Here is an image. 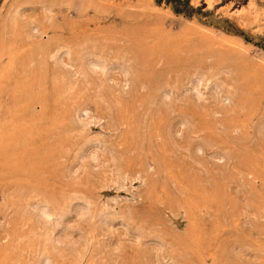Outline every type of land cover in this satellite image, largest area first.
<instances>
[{
  "label": "rangeland",
  "instance_id": "1",
  "mask_svg": "<svg viewBox=\"0 0 264 264\" xmlns=\"http://www.w3.org/2000/svg\"><path fill=\"white\" fill-rule=\"evenodd\" d=\"M0 100V264H264V0H0Z\"/></svg>",
  "mask_w": 264,
  "mask_h": 264
},
{
  "label": "bare ground",
  "instance_id": "2",
  "mask_svg": "<svg viewBox=\"0 0 264 264\" xmlns=\"http://www.w3.org/2000/svg\"><path fill=\"white\" fill-rule=\"evenodd\" d=\"M46 12V11H45ZM11 33V32H10ZM157 40V39H156ZM229 40V39H228ZM223 41V40H222ZM235 43H237V42H235ZM236 46V45H235ZM60 51V50H59ZM61 55H62V53H61ZM60 55V56H61ZM25 62V61H24ZM86 64H87V66L86 67H88V69H91V70H95V71H101L100 73H103V74H105L107 71L108 72H110L109 71V69L111 68V65H109V63L104 59V58H102V57H97V56H95V55H93V54H88V56H86ZM119 66H121V65H119ZM84 68V67H83ZM130 68V67H129ZM226 68V67H225ZM120 70H121V68H120ZM126 70V69H125ZM129 71V70H128ZM127 71V72H128ZM82 72V71H81ZM107 72V73H108ZM139 72V71H138ZM102 74V75H103ZM126 74V73H125ZM84 75V74H83ZM86 75V74H85ZM101 75V74H100ZM102 77V76H101ZM105 77V76H104ZM134 77V76H133ZM99 78V77H98ZM138 78V77H137ZM195 78V77H194ZM199 80H201V79H199ZM198 80V81H199ZM220 80V79H219ZM127 83H128V81H127ZM133 83V82H132ZM199 83V82H198ZM218 83V82H217ZM200 84V83H199ZM122 85V84H121ZM127 85V84H126ZM213 86V85H212ZM123 87V86H122ZM219 87V86H218ZM218 87L216 88L217 90H218ZM202 92V91H201ZM166 93V92H165ZM162 95V94H161ZM220 96V95H219ZM165 97V96H164ZM226 97V96H225ZM230 97V96H229ZM235 97V96H234ZM217 99H218V97H217ZM223 99H224V97H223ZM226 99V98H225ZM224 99V100H225ZM227 99H228V96H227ZM229 99H231V98H229ZM235 99V98H234ZM223 100V101H224ZM1 101V100H0ZM168 107V106H167ZM112 113V112H111ZM110 113V114H111ZM185 124H186V122H185ZM93 158V157H92ZM96 158V157H95ZM97 159V158H96ZM97 161V160H96ZM40 205V204H39ZM73 205V204H72ZM38 206V205H37ZM41 206V205H40ZM80 206H82V205H80ZM42 207V206H41ZM36 208V207H35ZM50 208V207H49ZM74 208V207H73ZM75 209V208H74ZM76 209H77V207H76ZM85 209V208H84ZM86 210V209H85ZM50 211V210H49ZM54 212V211H53ZM55 214V213H54ZM53 214V215H54ZM60 214V213H59ZM38 215H39V217L41 218V220L43 219V220H45L46 222H51V220L49 219V218H47V217H50L49 216V214H48V211H47V209L46 208H44V207H42V209H39V212H38ZM63 215H64V213H63ZM68 215V214H67ZM53 217V216H52ZM51 217V218H52ZM55 217H58V220H59V216H55ZM61 217V216H60ZM54 218V217H53ZM62 218V217H61ZM56 220V219H55ZM57 220V221H58ZM54 221V220H53ZM70 221V220H69ZM60 222V221H59ZM54 224H56L55 226H60L59 224H61V226H62V231H60V232H62L61 233V235L59 236L60 238H58V240L59 241H61V242H72V236L69 234V233H67V231H66V229H67V226L70 224V222L68 223V221H66V222H64V223H59L58 224V222L57 223H55L54 222ZM73 224V223H72ZM113 224V223H112ZM54 226V225H53ZM57 226V227H58ZM69 227V226H68ZM69 229V228H68ZM60 230H61V228H60ZM57 236V235H56ZM57 236V237H58ZM7 240V239H6ZM55 240H56V238H55ZM51 242V241H50ZM60 243V242H59ZM73 243V242H72ZM76 243V242H75ZM68 246H69V244H68ZM67 246V247H68ZM49 260V259H48ZM3 263V262H2ZM38 264H50L48 261H47V257H45V258H41L40 259V261L38 262Z\"/></svg>",
  "mask_w": 264,
  "mask_h": 264
}]
</instances>
